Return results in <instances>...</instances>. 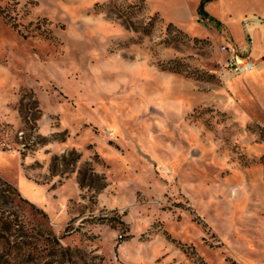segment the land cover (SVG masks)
I'll list each match as a JSON object with an SVG mask.
<instances>
[{
    "label": "rangeland",
    "instance_id": "obj_1",
    "mask_svg": "<svg viewBox=\"0 0 264 264\" xmlns=\"http://www.w3.org/2000/svg\"><path fill=\"white\" fill-rule=\"evenodd\" d=\"M200 2L0 0V264H264V0Z\"/></svg>",
    "mask_w": 264,
    "mask_h": 264
},
{
    "label": "crops",
    "instance_id": "obj_2",
    "mask_svg": "<svg viewBox=\"0 0 264 264\" xmlns=\"http://www.w3.org/2000/svg\"><path fill=\"white\" fill-rule=\"evenodd\" d=\"M258 18H255L254 20H255V23H254V25H253V29H254V31H256V30H261V31H263L264 32V25L262 24L264 21H258L257 20ZM264 54V51H259V50H257V51H253V55H255L256 57H259V56H261V55H263ZM251 55V54H250ZM250 55H248V56H250ZM258 61V65H257V67H258V70L256 71V72H253L252 70H250V71H248V72H246V73H244V74H246L245 75V79H248V81H250L251 82V84L252 85H254V86H256L257 88H258V92H263L264 93V61L263 60H257ZM251 72H253V73H251ZM248 73H250V74H248ZM248 81H247V83H245L246 84V88L247 89H250V87H251V84H249L248 83ZM239 88H242V86H240L239 84H238V89ZM261 96V97H260ZM260 99H259V98ZM256 98L258 99V105L262 108V110L264 111V94H263V96L262 95H259V93H257L256 94ZM28 182L32 185V186H37V187H41L42 189H46V193H47V195L49 196V199L51 200V194L49 193V191H48V189L46 188V186H44V185H42V184H38V183H36V182H34V181H32L31 179H29L28 178ZM23 193V192H22ZM23 195H24V197H26L27 199H29L30 200V198H28L24 193H23ZM30 201H32V200H30ZM34 202V201H33ZM36 203V202H35ZM47 203V202H46ZM47 211H51V208H49L48 207V210Z\"/></svg>",
    "mask_w": 264,
    "mask_h": 264
},
{
    "label": "built area",
    "instance_id": "obj_3",
    "mask_svg": "<svg viewBox=\"0 0 264 264\" xmlns=\"http://www.w3.org/2000/svg\"><path fill=\"white\" fill-rule=\"evenodd\" d=\"M257 20L259 22L262 21L260 18ZM220 50L226 55L222 65L227 70L233 71L236 74H244L252 70L255 66L250 56L241 57L239 49L235 44L224 42L221 44Z\"/></svg>",
    "mask_w": 264,
    "mask_h": 264
},
{
    "label": "trees",
    "instance_id": "obj_4",
    "mask_svg": "<svg viewBox=\"0 0 264 264\" xmlns=\"http://www.w3.org/2000/svg\"><path fill=\"white\" fill-rule=\"evenodd\" d=\"M209 1H211V0H201V2H200V5H199V13L202 15V16H205V17H208V13L206 12V10H205V4L207 3V2H209Z\"/></svg>",
    "mask_w": 264,
    "mask_h": 264
}]
</instances>
